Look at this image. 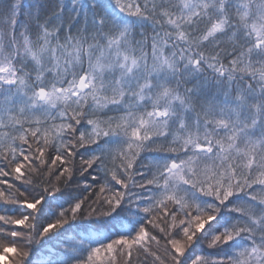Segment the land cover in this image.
<instances>
[{"label": "snow or ice", "instance_id": "snow-or-ice-1", "mask_svg": "<svg viewBox=\"0 0 264 264\" xmlns=\"http://www.w3.org/2000/svg\"><path fill=\"white\" fill-rule=\"evenodd\" d=\"M2 264H264V0H0Z\"/></svg>", "mask_w": 264, "mask_h": 264}, {"label": "rangeland", "instance_id": "rangeland-1", "mask_svg": "<svg viewBox=\"0 0 264 264\" xmlns=\"http://www.w3.org/2000/svg\"><path fill=\"white\" fill-rule=\"evenodd\" d=\"M0 264H2V262H0Z\"/></svg>", "mask_w": 264, "mask_h": 264}]
</instances>
